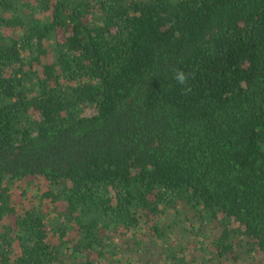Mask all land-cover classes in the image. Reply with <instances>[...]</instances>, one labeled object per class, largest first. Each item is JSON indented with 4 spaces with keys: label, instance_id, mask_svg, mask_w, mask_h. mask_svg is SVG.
Listing matches in <instances>:
<instances>
[{
    "label": "trees",
    "instance_id": "16d2710c",
    "mask_svg": "<svg viewBox=\"0 0 264 264\" xmlns=\"http://www.w3.org/2000/svg\"><path fill=\"white\" fill-rule=\"evenodd\" d=\"M0 264H264V0H0Z\"/></svg>",
    "mask_w": 264,
    "mask_h": 264
},
{
    "label": "clouds",
    "instance_id": "9594fccd",
    "mask_svg": "<svg viewBox=\"0 0 264 264\" xmlns=\"http://www.w3.org/2000/svg\"><path fill=\"white\" fill-rule=\"evenodd\" d=\"M174 79L177 81L178 84L185 86L186 91H190V88L187 87L188 80L191 78V73H185L183 70L176 69L174 70Z\"/></svg>",
    "mask_w": 264,
    "mask_h": 264
}]
</instances>
